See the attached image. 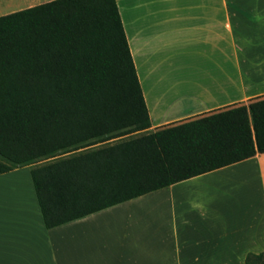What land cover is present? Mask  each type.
<instances>
[{
  "label": "crops",
  "instance_id": "0c3cea01",
  "mask_svg": "<svg viewBox=\"0 0 264 264\" xmlns=\"http://www.w3.org/2000/svg\"><path fill=\"white\" fill-rule=\"evenodd\" d=\"M48 1L0 0V16ZM116 4L150 118L138 133L264 97V0ZM189 56L209 69L171 63ZM39 163L0 174V264H244L264 251V152L49 228ZM21 168L28 183L3 186Z\"/></svg>",
  "mask_w": 264,
  "mask_h": 264
},
{
  "label": "trees",
  "instance_id": "16d2710c",
  "mask_svg": "<svg viewBox=\"0 0 264 264\" xmlns=\"http://www.w3.org/2000/svg\"><path fill=\"white\" fill-rule=\"evenodd\" d=\"M150 127L116 0L0 16V174ZM264 152V97L30 170L45 227ZM244 264H264V251Z\"/></svg>",
  "mask_w": 264,
  "mask_h": 264
},
{
  "label": "rangeland",
  "instance_id": "374dc122",
  "mask_svg": "<svg viewBox=\"0 0 264 264\" xmlns=\"http://www.w3.org/2000/svg\"><path fill=\"white\" fill-rule=\"evenodd\" d=\"M179 59H180L179 61H176V59H175V60H172V62H171L173 66H177L178 65L179 70H202V69H209V67H210V64H209V62H207V60L201 59L199 57L189 56L188 58H186V57L181 58L180 57ZM175 68L176 67H174V69ZM143 134L144 133H138L137 132V133L124 135V136H121V137H118V138H114V139H111V140H108V141H105V142H102V143H98V144H95V145H92V146H88V147H85V148H82V149H79V150H76V151H72V152H69V153H66V154H62V155L56 156L54 158H50V159L41 161L39 163V165H44V164L55 162V161H58V160H61V159L69 158V157H72V156H75V155H78V154H82V153H85V152H88V151H92V150H95V149H98V148H102V147H105V146H108V145H111V144H115V143H118V142H121V141H124V140L135 138V137L141 136ZM26 176H27L26 169L21 168L20 171L8 174L5 177H3L2 180H1V183L3 184V186L4 185H8V184H13L14 185V184H17V183L27 184L28 182H27V177ZM8 186L12 187L10 185H8Z\"/></svg>",
  "mask_w": 264,
  "mask_h": 264
}]
</instances>
